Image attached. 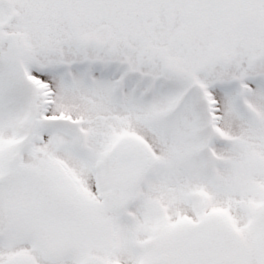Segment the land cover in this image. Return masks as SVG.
<instances>
[{
    "label": "snow or ice",
    "instance_id": "obj_1",
    "mask_svg": "<svg viewBox=\"0 0 264 264\" xmlns=\"http://www.w3.org/2000/svg\"><path fill=\"white\" fill-rule=\"evenodd\" d=\"M0 264H264V0H0Z\"/></svg>",
    "mask_w": 264,
    "mask_h": 264
}]
</instances>
